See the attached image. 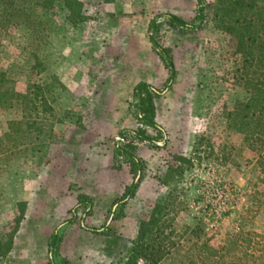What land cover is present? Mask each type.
Returning a JSON list of instances; mask_svg holds the SVG:
<instances>
[{
	"label": "rangeland",
	"instance_id": "rangeland-1",
	"mask_svg": "<svg viewBox=\"0 0 264 264\" xmlns=\"http://www.w3.org/2000/svg\"><path fill=\"white\" fill-rule=\"evenodd\" d=\"M80 1L89 19L78 27L69 23L60 5L50 11L36 9L47 34L40 57L48 70L39 76L32 72L31 32L24 26L0 31V71L14 79L15 89L24 93L30 78L47 84L54 75L64 86L55 91L58 104L81 117V126L56 124L36 155L22 147L9 157L0 156V238L13 229L20 204H26L13 249L2 264H50L48 239L62 228L61 256L74 264L115 262L129 248L139 221L165 195L155 177L167 164L175 165L176 156L192 158V166H184L179 188L186 205L175 228L199 225L214 248L238 228L264 232V205L258 208L254 200L264 192L258 168L253 155L243 149L241 136L226 130L223 114L234 99L245 97L235 81L240 61L235 41L217 30L208 14L203 21L196 18L197 0ZM169 16L197 28L171 29ZM153 23L161 25L158 31ZM154 43L170 50L175 69L171 82ZM140 82L158 93L155 123L160 132L137 119L134 87ZM21 118L18 109L0 108V135L8 121ZM139 128L152 141L138 143L144 170L132 174L121 158L114 160V148L124 142L123 134ZM200 134L213 146L209 159L192 154ZM222 145L243 149L241 158L221 162ZM214 176L231 182L240 199L208 223L200 216L201 193ZM132 184L134 195L124 199ZM79 195L90 199L89 208L78 203ZM113 238L118 247L108 254L105 248ZM160 264L186 263L172 252Z\"/></svg>",
	"mask_w": 264,
	"mask_h": 264
},
{
	"label": "trees",
	"instance_id": "trees-1",
	"mask_svg": "<svg viewBox=\"0 0 264 264\" xmlns=\"http://www.w3.org/2000/svg\"><path fill=\"white\" fill-rule=\"evenodd\" d=\"M197 19L203 21L206 14L210 16L213 26L221 33L235 41V52L240 61L235 70V81L244 92L243 99L236 98L224 111L226 130L241 136V140L258 168V182L264 186V0H216L205 4L197 0ZM60 5L66 9L67 19L72 26L85 24L89 17L83 12L80 0H0V31L10 28L26 27L31 32L28 42L29 52L34 64L32 72L39 76L48 70L41 59L46 44V23L36 13V9L50 11ZM21 6V7H20ZM167 25L175 30H193L197 26L176 16H169ZM155 31L160 24H152ZM159 56L169 70L168 82L173 80L175 69L170 50L159 47ZM51 81L41 84L30 78L26 91L18 92L15 81L6 71H0V108L18 109L22 118L8 121L6 130L0 135V156L9 157L18 148H27L29 155H36L42 149V142L51 138L52 130L57 124L81 126V117L64 110L55 98V91L64 89L57 77L51 75ZM137 97V119L143 127H151L160 132L155 123V100L158 93L144 82L134 87ZM124 142L114 148V160L121 158L128 164L132 174H142L143 164L137 155L138 143L150 142L152 139L142 128L128 131L122 135ZM243 149L233 145H222L220 161L234 162L235 156L241 158ZM192 154H203L209 159L214 154L210 139L200 134L194 139ZM176 164H167L163 173L156 180L165 189L153 204L146 218L138 223L135 237L125 250L123 257L111 264H160L170 253L174 252L184 258L186 264H264V232L238 228L226 234L218 248L210 245L203 229L196 225H182L175 228L176 217L185 210V193L179 188L186 169L192 166V158L174 157ZM136 184L127 187L123 198L134 195ZM255 203L258 208L264 205V192L257 193ZM78 203L91 206L90 199L78 196ZM19 215L13 229L0 238V264L13 249L14 238L24 218L25 202L20 204ZM116 212V217L122 209ZM87 212V210H86ZM64 228L53 233L48 239V248L52 254L50 264H74L61 256L59 247ZM118 247V240L111 239L105 251L113 254ZM182 250H185L181 253Z\"/></svg>",
	"mask_w": 264,
	"mask_h": 264
},
{
	"label": "built area",
	"instance_id": "built-area-1",
	"mask_svg": "<svg viewBox=\"0 0 264 264\" xmlns=\"http://www.w3.org/2000/svg\"><path fill=\"white\" fill-rule=\"evenodd\" d=\"M201 194L204 197V205L200 216L208 223L212 219L220 218L232 203H236L240 199L238 190L231 182L222 181L215 176L209 184L203 185Z\"/></svg>",
	"mask_w": 264,
	"mask_h": 264
}]
</instances>
